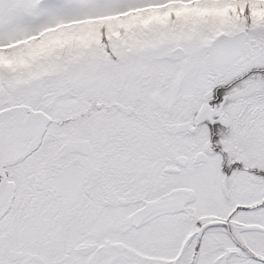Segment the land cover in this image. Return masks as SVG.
<instances>
[{"label":"snow or ice","instance_id":"1","mask_svg":"<svg viewBox=\"0 0 264 264\" xmlns=\"http://www.w3.org/2000/svg\"><path fill=\"white\" fill-rule=\"evenodd\" d=\"M0 264H264V0H0Z\"/></svg>","mask_w":264,"mask_h":264}]
</instances>
